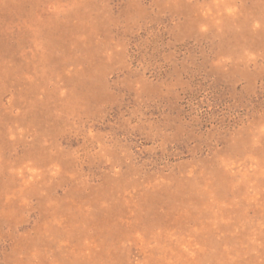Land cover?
Instances as JSON below:
<instances>
[{
  "label": "rangeland",
  "instance_id": "rangeland-1",
  "mask_svg": "<svg viewBox=\"0 0 264 264\" xmlns=\"http://www.w3.org/2000/svg\"><path fill=\"white\" fill-rule=\"evenodd\" d=\"M0 264H264V0H0Z\"/></svg>",
  "mask_w": 264,
  "mask_h": 264
}]
</instances>
